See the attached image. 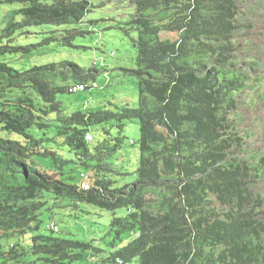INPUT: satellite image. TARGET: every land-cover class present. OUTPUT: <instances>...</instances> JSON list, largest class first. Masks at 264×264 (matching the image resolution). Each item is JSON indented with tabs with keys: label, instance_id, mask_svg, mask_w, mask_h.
<instances>
[{
	"label": "trees",
	"instance_id": "1",
	"mask_svg": "<svg viewBox=\"0 0 264 264\" xmlns=\"http://www.w3.org/2000/svg\"><path fill=\"white\" fill-rule=\"evenodd\" d=\"M92 1H5L21 8L5 16L0 36V264H88L106 254L44 229L45 194L111 213L113 248L134 235L104 264H264V195L254 189L264 178V159L253 163L256 156L243 148L232 121L240 96L264 80V59L251 33L260 30L241 22L264 10V0H120L134 10L124 28L136 35L131 72L138 106L66 116L58 98L69 95L72 84L96 82L95 68L65 61L20 72L2 59L61 42L16 43L43 27L65 28L62 43L74 48L85 38L78 27L87 24ZM96 1L103 8L114 0ZM164 33L172 38L163 39ZM49 115H56L57 136L88 173L89 191L78 188L84 171L74 184L63 179V169L75 164L57 159L34 133L51 128L44 119ZM128 122H137L145 138L136 181L117 187L121 174L112 161L123 140L91 145L86 134L110 123L121 130ZM50 159L59 167L44 168L42 160ZM122 210L126 216L118 217Z\"/></svg>",
	"mask_w": 264,
	"mask_h": 264
},
{
	"label": "rangeland",
	"instance_id": "2",
	"mask_svg": "<svg viewBox=\"0 0 264 264\" xmlns=\"http://www.w3.org/2000/svg\"><path fill=\"white\" fill-rule=\"evenodd\" d=\"M5 1L0 0V36L6 27L5 16L10 11L21 8L20 4L9 5L5 4ZM245 1L252 5L256 2L255 0ZM92 3L95 8L87 17L85 21L87 24L78 27V30L84 33L85 38L77 39L72 44L74 48L66 47L62 43L67 37L65 28L43 27L30 30V35L17 36L16 43L27 46L41 43L46 39L53 41L57 39L61 42H53L50 46L41 48L29 56L15 55L2 59L20 72L30 70L34 66L65 61L77 63L87 69L95 68L97 80L85 85L84 92L58 98L62 103L63 115L66 116L77 112L121 113L127 107L136 108L139 102L138 80L131 72L136 68V35L130 33V28H124V24L132 19L134 10L129 1L123 3L120 0H114L103 8H99L101 4L96 0ZM241 8L240 13L245 12L246 4H242ZM241 18L243 24H254L260 30L259 33L258 31L251 33L255 38L252 40L264 59L262 36L264 10ZM91 23H97V25L92 26ZM161 37L163 39L172 38L165 33ZM240 102V111L232 117L233 125L236 128L237 137L242 140L243 148L254 153L256 157L253 163L257 164L264 159V80L254 82L251 89L240 96ZM44 119L51 128L45 131H34V133L46 139L47 143L44 146L55 152L57 159L75 164L63 169L65 173L63 179L69 184H74L77 182L78 173L84 169L76 165L74 153L65 146L63 138L57 136L56 115H49ZM159 132L165 135L164 132L160 130ZM92 133L97 143L107 138L123 140V149L112 161L121 174L117 178V187L136 181V171L140 163L139 143L145 138L141 134L139 124L128 122L120 130V125L110 123L93 130ZM3 136L0 131V138ZM42 165L44 168L59 167V165H54L51 159L42 160ZM254 189L256 194L264 195V178ZM41 201L46 203L41 217L44 229H47L48 224H53L58 233L69 235L83 243H89L106 253L94 260L90 259L88 264H104L102 260L109 258L111 254L126 246L134 238V235L127 236L123 243L116 242L117 247L113 248L115 234L111 231V213L97 211L86 205L74 208L70 203L56 200L48 194L41 195ZM210 201L219 213L225 212L214 197H211ZM117 216L125 217L126 212L118 211ZM2 245L4 246V242ZM131 264H138V261Z\"/></svg>",
	"mask_w": 264,
	"mask_h": 264
},
{
	"label": "built area",
	"instance_id": "3",
	"mask_svg": "<svg viewBox=\"0 0 264 264\" xmlns=\"http://www.w3.org/2000/svg\"><path fill=\"white\" fill-rule=\"evenodd\" d=\"M85 91V86L84 85H73L69 92L71 94H79ZM86 140L89 144H93L95 142V137L91 132H88L86 134ZM78 187L83 190V191H89L92 187V183L89 180L88 174L87 173H81L80 175V181L78 182ZM50 228H54V226L52 225Z\"/></svg>",
	"mask_w": 264,
	"mask_h": 264
},
{
	"label": "clouds",
	"instance_id": "4",
	"mask_svg": "<svg viewBox=\"0 0 264 264\" xmlns=\"http://www.w3.org/2000/svg\"><path fill=\"white\" fill-rule=\"evenodd\" d=\"M73 85H77V84H72V85L70 86V88H71ZM80 85H82V84H80ZM84 86H85V85H84ZM70 88H69V90H70ZM68 92H69V91H68ZM69 95H75V94H71V93L69 92ZM91 133H92V132H91ZM92 134H93V133H92ZM94 137H95V136H94ZM94 143H95V142H94ZM94 143H93V144H94ZM83 173H87V172L84 171ZM87 174H88V173H87ZM92 185H93V184H92ZM78 188H79V187H78ZM79 190H80V191H83V190H81L80 188H79ZM52 225H53V224H48L47 229H51V230L55 229V226H54V225H53V226H54L53 229L50 228Z\"/></svg>",
	"mask_w": 264,
	"mask_h": 264
},
{
	"label": "crops",
	"instance_id": "5",
	"mask_svg": "<svg viewBox=\"0 0 264 264\" xmlns=\"http://www.w3.org/2000/svg\"><path fill=\"white\" fill-rule=\"evenodd\" d=\"M18 9V8H17Z\"/></svg>",
	"mask_w": 264,
	"mask_h": 264
}]
</instances>
